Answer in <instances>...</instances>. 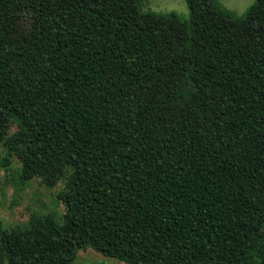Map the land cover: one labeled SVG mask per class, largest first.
<instances>
[{
  "label": "trees",
  "instance_id": "obj_1",
  "mask_svg": "<svg viewBox=\"0 0 264 264\" xmlns=\"http://www.w3.org/2000/svg\"><path fill=\"white\" fill-rule=\"evenodd\" d=\"M183 2L0 0V169L62 208L0 264H264V0Z\"/></svg>",
  "mask_w": 264,
  "mask_h": 264
},
{
  "label": "rangeland",
  "instance_id": "obj_2",
  "mask_svg": "<svg viewBox=\"0 0 264 264\" xmlns=\"http://www.w3.org/2000/svg\"><path fill=\"white\" fill-rule=\"evenodd\" d=\"M231 13L240 17L253 0H217ZM141 9L159 14L174 13L187 18L188 11L183 0H141ZM3 155L0 146V159ZM15 160L11 159L9 169H0V220L4 226L20 224L31 211H61V205L54 201V190L44 188L38 181L28 182L23 189H16ZM12 167V168H11ZM72 264H124L112 258L101 256L91 249L79 251Z\"/></svg>",
  "mask_w": 264,
  "mask_h": 264
}]
</instances>
